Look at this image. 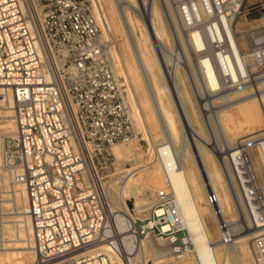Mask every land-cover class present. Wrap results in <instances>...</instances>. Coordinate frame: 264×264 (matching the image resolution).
I'll use <instances>...</instances> for the list:
<instances>
[{"label":"built area","instance_id":"2783aa9c","mask_svg":"<svg viewBox=\"0 0 264 264\" xmlns=\"http://www.w3.org/2000/svg\"><path fill=\"white\" fill-rule=\"evenodd\" d=\"M218 2L224 12L232 5V0ZM247 7L245 15L255 7L264 12V0ZM180 15L184 26L210 36V54L217 60L226 56L224 42L210 31L215 16L184 21ZM252 23L246 36L250 52L240 49V54L244 64L264 73V20L255 17ZM124 87L92 0H0V112L11 110L14 126L2 135L0 114V197L8 202L0 200V248L24 230L22 217L29 222L35 264H129L110 232L108 206L112 147L128 145L136 136ZM240 157V169L226 164L237 177L249 217L255 221V214L264 224V201ZM15 189L24 197L21 210L13 201ZM208 202L216 204L213 195ZM153 208L161 214L154 211L152 226L148 212L134 220L133 234L148 240L150 234L167 260L194 258L173 194L157 192ZM104 244L114 251H100ZM251 253L253 264H264V234L252 240Z\"/></svg>","mask_w":264,"mask_h":264},{"label":"bare ground","instance_id":"6f19581e","mask_svg":"<svg viewBox=\"0 0 264 264\" xmlns=\"http://www.w3.org/2000/svg\"><path fill=\"white\" fill-rule=\"evenodd\" d=\"M167 1L96 0L95 13L97 17H95L104 31L105 38H109L110 44L113 45L115 55L113 52L111 54L114 55L112 57L116 63V70L128 84V101L133 112L132 118L135 127L142 129L143 124L149 123V118L153 117L159 129L156 135L162 137L163 140L158 144L154 141L153 149L158 163L154 167L152 166V171L145 169L147 164L143 168L144 165L140 164L139 154L135 153L131 144L112 147V154H114L117 163L121 165L115 169L117 177H114V180L117 181L118 192L116 195L108 192L109 217L112 226L110 232L114 237L116 247L123 246L125 248L129 264H147L145 255H151L156 260L154 264L160 263L157 259L167 258L168 254L165 251L152 247L149 241L139 239L137 235L133 234L134 220L140 217V213L149 210V204L153 203V199L156 197L151 194L156 186L147 184L149 179L155 178L158 186H167L170 190L165 187L163 189H168L174 196L182 226L188 231L195 247L194 258L189 256L192 264H253L248 256L249 248L251 249V243L255 237L264 234V224L260 223L255 214L256 224L249 223L248 219L244 218L246 224L242 222L237 225L231 219V199L226 190L233 189V181L231 177L230 181L220 176L212 154L208 151V146L212 151L222 156L226 169L227 160L229 164L233 163L236 169H240L238 157L241 156L242 169L248 174L249 179V173L254 168L257 174L256 185L264 197V79L254 81L257 87L253 88L252 92H247V85L244 87L242 85L239 89L236 88L219 98V105L215 106L213 115H211L213 120L210 122V128L214 135L212 141L206 139L200 130L194 128V123L185 114V110H183L184 115L180 114L181 120L177 118L171 112L173 109V102L170 101L171 94L175 103L177 100L171 84L168 82L169 86H167L164 79L165 77L169 80L174 73L172 74L171 70L166 69L169 63L165 60L162 62L161 59H158L160 63L156 64L154 58L155 56L159 58L160 55L157 51L153 52V47L155 48L156 44L162 48V42L166 43L161 11L168 9ZM241 1L232 0L231 7L224 12L219 10L220 6L217 0H193L192 7L185 6L183 12L181 11L184 21H195L196 17L201 19L203 15L215 16L214 23L210 26L211 34L215 40L221 39L225 44L224 49L227 50L226 56L217 60L213 53L210 54V36L206 32L201 33L196 29L187 32L190 48L187 47L185 39L181 40L182 44L179 46H182L184 54L180 56L182 59L185 56L196 60L195 64L201 73L200 78L204 82L203 92L210 93L209 89L213 91L220 82L223 84V75H227L225 79L230 83L236 82V80L242 84L246 82V80L243 81V77H247L243 73L245 71H242L243 67L239 68L243 65V57L241 58L239 54L240 47L236 41V31L233 27V20ZM171 22L173 21L171 20ZM214 33L217 34V37ZM116 35L123 38L120 47L116 44ZM162 52H164L163 49ZM261 52H264V48L261 49ZM174 58L176 57L174 56ZM235 66H237V70ZM175 81L178 82V80ZM227 85L229 84L227 83ZM245 91L246 93H244ZM183 99L185 98L182 96V108ZM231 109L236 111L235 114L239 119L237 118L236 122L230 119L231 127H227L224 121L227 116L225 112ZM0 114L4 118H9L2 132V135H9L14 130L10 118L12 112L7 108L4 113L0 112ZM230 115L228 117H233ZM226 122H228L227 118ZM142 132L143 136L149 139L148 132L145 129ZM228 135L232 138H229ZM156 137L151 134L152 141ZM124 163H129L131 167L122 170ZM119 169L122 171L118 172ZM134 175L135 177H133ZM242 186L246 189L245 185ZM142 190L144 193L141 192ZM14 192L15 200L13 201L20 209L24 204L23 194L20 189H15ZM209 195L214 196L216 204H209ZM121 200H125V206L122 205ZM155 213L160 215L161 210L157 209ZM22 220L24 221V230L13 239L15 246L9 247V250L0 251V264H35L29 222L25 218ZM149 226H152V223ZM227 238L229 241L224 243ZM99 249L105 253L114 251V248L107 244L100 246ZM186 260L187 257L180 261L186 262ZM173 263L174 260L166 261V264Z\"/></svg>","mask_w":264,"mask_h":264},{"label":"rangeland","instance_id":"374dc122","mask_svg":"<svg viewBox=\"0 0 264 264\" xmlns=\"http://www.w3.org/2000/svg\"><path fill=\"white\" fill-rule=\"evenodd\" d=\"M192 1L193 0H168L167 1L168 2V7H167L168 9H163L161 11V14H162V17H163L162 21H163V26H164V33H166L165 34L166 43L162 42V45H163V46L161 45L162 48H159L158 46H156L157 44L155 45V48L153 47V49H154L153 52L155 51V53H156V51H157V52H159V55H160L159 58H157L158 56L157 57L155 56L154 62H156V64H159L160 62L158 61V59H161L162 62L166 61L167 63H169L167 65L166 69L171 70L170 72L172 74L174 73L173 77H171L173 79L169 78V80H167L164 77V79H165V81L167 83V86H169L168 82L171 84V87L173 88V93L175 95V99L177 100V103H175L174 102V97H172V94H171L170 101H171V103L173 102L172 103V108L173 109L170 108L172 110L171 112L177 118L180 119V114L184 115V113H183L184 111L183 110H185V114L189 118L192 119V121L194 123V128L197 129V130H200L202 132V134L205 136L206 139H210V141H212L211 139H212V137H214V135H213L212 129L210 128L211 127L210 126V122H212V120H213V117L211 115H213V112L215 110V106L219 105V101H220L219 98L223 97L227 93L232 92L236 88L239 89L242 85H243L242 87L247 85V88H248V90H246L247 92L248 91L249 92L254 91V89H256V87H257V86H255L256 84H255L254 81H256V80L257 81L258 80L262 81L264 79V73L261 72L260 69L257 66H255V65H249L247 63H245V64L242 63L243 65L241 67H239V68L242 69V67H243L242 71L246 72V74H245V72H243L244 75L247 76V77H245L243 79V81L246 80V82H245L246 84L245 83L242 84L240 82L238 83V81L236 80L237 83L232 84V86H230L231 83L227 82L226 79L223 78V84L220 83L219 86H217V88H215V90L212 91L211 89H209L210 93H208V91L203 92L202 89H204V82H202V78H200L201 77L200 76L201 73H200V70L197 68V66L195 64L196 60L194 58H192V57L189 58L188 56H187L188 58L183 56V59H182L181 56L184 53H183L182 46H179V44L180 45L182 44L181 40H184V39H185L186 43L188 44V36H187L188 33L187 32H189L191 30L190 28L184 26L182 18H181V15H180V12L181 11L183 12V7H185V6L192 7V4L194 3ZM92 2H93V5L95 7V10H94V13H95V11H96V6L95 5H97L96 4V0H92ZM253 2H254V0H245V2L243 3L241 14H240L239 18H237V20L235 22L236 25L234 24L235 25V27H234L235 31L238 30V32H239L238 33V37H237L238 41H237V39H236V41H237L240 49L243 52H245V53L246 52H250V49H251L249 44H248V42H247V40H246V36H249L252 33V31L250 30L254 26V24L252 23V20L255 17L262 18V20H264V15H263L264 12L260 11L261 12L260 13L258 7L253 8L252 10L249 11V14L245 15L246 10L248 8H250V7H247V5L248 4H252ZM169 9L171 10V12H168V11H170ZM168 13H171L170 14L171 16ZM94 15L97 17L96 13ZM170 19L173 22H171ZM174 24H176V25H174ZM174 26H176V27H174ZM236 26L239 29H237ZM240 32H241V34H240ZM103 33H104V31H103ZM180 34H182V35H180ZM121 39L123 40L122 36L116 35L115 40H116L117 46H119V47H120V44L123 42ZM104 40H105L106 43H108L109 48L112 47L110 49V53L113 52V54L115 55L114 49H113V45L110 44L111 40L109 38H105V35H104ZM165 47H167V48H165ZM187 47L190 48V44H188ZM162 49H163L164 52H162ZM113 54H111V56L114 57ZM239 54H240V51H239ZM163 56H165V57L163 58ZM174 56L176 58L173 59ZM240 56L242 58V56L244 57L245 55H241L240 54ZM113 57H112V59H114ZM113 63L115 64L114 67H115V71L117 72L116 74L118 75V77L120 78L121 82L125 86L124 88L128 89V84H127L126 80L122 76H120V74H118V71L116 70L117 68H116L115 60L113 61ZM194 64H195V66H194ZM191 66L193 67V69H192ZM172 68H173V70L175 69L176 72H175V70L173 72ZM235 68L237 70V66H235ZM161 71H162V69H161ZM175 80H178V82H180V83H178ZM224 80H225V83H224ZM227 83L229 85H227ZM175 85H177V86H175ZM175 88H176L177 92H175L176 91ZM181 91L185 92V93H182ZM246 91L244 93H246ZM182 96H183V98H185V99H183V103H184L183 104V108H182ZM231 96H235V95H231ZM214 98H216V99H214ZM128 99H129V93H128ZM212 107H213V109H211ZM232 112H234V113H232ZM235 113H236V111L234 109H231V110H228V111L225 112V114H227V116L225 117L224 121H225L227 127H231V124L229 123L230 119H232V121L234 120L236 122V119L238 118V115L235 114ZM228 114L229 115L230 114L233 115V117L231 115L230 116L232 118L228 117L229 116ZM226 118H227L228 122H226ZM8 119L9 118H4L3 117L2 118V121H3L2 123L6 124L7 123L6 121ZM135 128H136V136H135L134 141L131 142L130 144L133 146L134 151H136L135 153H137V155L139 154V158H140V161H141L140 164L144 165L143 168H145V165L147 164L145 169H147V171H152L153 167L158 163L157 162V158H155V152H154V149H153V145L155 143L158 144V143H162L163 142L162 137H160L159 135H156V133L159 131V129H158L157 125L155 124V121H154L153 117L149 118V123H144L143 124V128L142 129H137V127H135ZM143 129H145L148 132V138L149 139H146V137L143 136V132H142ZM150 133L152 134L153 137L157 136L155 138V140L152 141ZM228 136H229V138L230 137L232 138V136H230V135H228ZM154 141H155V143H154ZM115 146H125V145H115ZM188 147L191 149V147L189 145H188ZM210 150H211V148L208 146V151L210 152V154H212L211 156L213 158V161L215 163L216 168L218 169V171L220 173V176L223 177V179L227 178L229 180H230V177H231V180L233 181V189L231 188V190H228V191L226 190L228 196L231 199V207H232V218L231 219L237 225L241 224L242 222H244L246 224V221H245L246 218L248 219L247 221H249V223H252V222L255 223V221H253L249 217L248 208L246 209L245 198H244V195L242 193V190H241V187H240V184H239V182L237 180L236 175L234 174L232 169L228 168V166H227V169H226V167H224V162L222 160V156H220L216 152H214L212 150L210 151ZM191 152H192V149H191ZM112 153H113V150H112ZM120 165L121 164L117 163V160H116V158H115V156L113 154V157L111 159V166H110L109 175L113 176L112 179H111V183L112 184H110V192L113 193L114 195H116L117 192H118V190H117V186H118L117 185V181L114 180L115 174L117 172L115 169L118 168ZM130 167L131 166H130L129 163H124L123 164V168H121V169L123 170V169H127V168H130ZM121 169H119L118 172L122 171ZM252 170H253L252 172L249 171L250 172L249 173V181H251V183H254L256 185L257 184V181H256L257 180V176H256L257 174L255 173L254 168ZM135 175L137 176V174H135ZM135 175L133 177H135ZM251 175H253V176H251ZM252 178H253V180H252ZM147 184L156 186L155 190L151 191V194L154 195V197L156 196L157 192L162 190L164 187L168 188L165 185H163L161 187L158 186V182H157V180L155 178L149 179L147 181ZM230 185H231V183H230ZM256 188L260 191L258 185H256ZM144 190H142L141 192H143ZM141 192H140V194H141ZM261 194H262V192L260 191V195ZM236 195H237V198H236ZM262 195H261V197L264 200V197ZM0 200H3V203H6V204L8 203L7 201H4V200H6V198H1L0 197ZM153 203L149 204L150 205L149 206V210L143 211L142 213H140V217H138L139 219L142 220V219H144L145 217L148 216V212H149V224L153 222L152 221L153 213H154V211L157 210V209L153 208ZM130 215H131V213H130ZM21 219H22V217H21ZM9 220L11 221L12 218H10ZM141 239H144V238H141ZM146 240L151 243L152 247H154L156 249H159V250L160 249L162 250V248H160V246H158V244H156L154 241H152L153 239L150 236V234H149V240L148 239H146ZM8 244H10V245H8ZM13 245H14V242H13V239H12L11 241H9L7 243V245H5L4 247L0 248V251L1 250H5V251L9 250ZM5 247H8V248H5ZM250 250L251 249L249 248V255L248 256L250 258V261H252V253H250ZM145 259H146V263L147 264H154V262H156V260H154V258L151 255H149V256L145 255ZM161 259H157V261H160L159 264H166L167 258H165V259L161 258ZM179 261L180 260H174L173 264H192V262H191L189 257H187L186 262H181V261L179 262Z\"/></svg>","mask_w":264,"mask_h":264}]
</instances>
